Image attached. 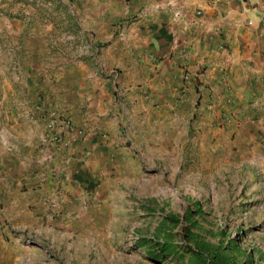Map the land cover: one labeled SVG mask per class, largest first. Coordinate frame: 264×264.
I'll use <instances>...</instances> for the list:
<instances>
[{
	"label": "crops",
	"instance_id": "crops-1",
	"mask_svg": "<svg viewBox=\"0 0 264 264\" xmlns=\"http://www.w3.org/2000/svg\"><path fill=\"white\" fill-rule=\"evenodd\" d=\"M122 16L136 18L123 30L108 19L98 35L100 74L70 67L42 96L43 120L30 110L21 121L3 96L0 264L34 226L93 224L98 208L77 202L141 172L143 130L228 117L264 153V0H133Z\"/></svg>",
	"mask_w": 264,
	"mask_h": 264
},
{
	"label": "rangeland",
	"instance_id": "rangeland-1",
	"mask_svg": "<svg viewBox=\"0 0 264 264\" xmlns=\"http://www.w3.org/2000/svg\"><path fill=\"white\" fill-rule=\"evenodd\" d=\"M132 1L0 0V120L3 96L16 100L21 121L26 111L43 120L42 96L63 87L70 67L100 74L108 43L98 35L108 19L117 30L130 25L136 17L122 15ZM224 120L184 114L143 130L141 172L77 202L98 208L93 224L34 226L11 242L5 264H264V153Z\"/></svg>",
	"mask_w": 264,
	"mask_h": 264
},
{
	"label": "trees",
	"instance_id": "trees-1",
	"mask_svg": "<svg viewBox=\"0 0 264 264\" xmlns=\"http://www.w3.org/2000/svg\"><path fill=\"white\" fill-rule=\"evenodd\" d=\"M200 249H201V255H205V254L208 255L211 259V262H215L216 259H218L217 255H212L209 245L201 244Z\"/></svg>",
	"mask_w": 264,
	"mask_h": 264
}]
</instances>
